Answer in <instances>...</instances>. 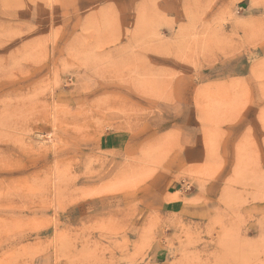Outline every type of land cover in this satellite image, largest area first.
<instances>
[{"label":"rangeland","instance_id":"1","mask_svg":"<svg viewBox=\"0 0 264 264\" xmlns=\"http://www.w3.org/2000/svg\"><path fill=\"white\" fill-rule=\"evenodd\" d=\"M0 264H264V0H0Z\"/></svg>","mask_w":264,"mask_h":264}]
</instances>
